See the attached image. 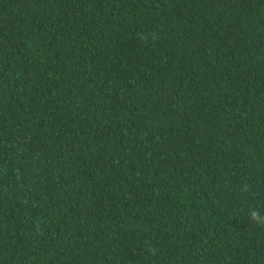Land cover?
Returning a JSON list of instances; mask_svg holds the SVG:
<instances>
[{"label": "trees", "instance_id": "1", "mask_svg": "<svg viewBox=\"0 0 264 264\" xmlns=\"http://www.w3.org/2000/svg\"><path fill=\"white\" fill-rule=\"evenodd\" d=\"M264 0H0V264H264Z\"/></svg>", "mask_w": 264, "mask_h": 264}, {"label": "clouds", "instance_id": "2", "mask_svg": "<svg viewBox=\"0 0 264 264\" xmlns=\"http://www.w3.org/2000/svg\"><path fill=\"white\" fill-rule=\"evenodd\" d=\"M249 218L257 225L264 226V215L259 211L252 210L249 212Z\"/></svg>", "mask_w": 264, "mask_h": 264}]
</instances>
